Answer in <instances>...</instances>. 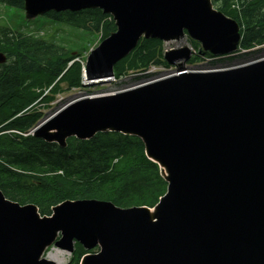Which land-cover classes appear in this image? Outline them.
Here are the masks:
<instances>
[{"label":"water","instance_id":"95a60500","mask_svg":"<svg viewBox=\"0 0 264 264\" xmlns=\"http://www.w3.org/2000/svg\"><path fill=\"white\" fill-rule=\"evenodd\" d=\"M22 1L27 20L93 9L112 16L116 31L87 57L86 85L112 78L140 38L179 41L186 33L214 56L234 52L240 41L238 24L210 0ZM189 57L186 46L164 52L169 64ZM103 132L141 139L162 170L165 195L153 210L66 201L40 219L34 205L0 192V264H53L42 258L45 249L54 244L71 253L75 242L99 248L81 264H264V60L216 72L180 69L83 98L45 118L32 135L63 148L68 138Z\"/></svg>","mask_w":264,"mask_h":264},{"label":"trees","instance_id":"16d2710c","mask_svg":"<svg viewBox=\"0 0 264 264\" xmlns=\"http://www.w3.org/2000/svg\"><path fill=\"white\" fill-rule=\"evenodd\" d=\"M211 1L214 6L219 3L216 9L238 23L240 48L264 44V0ZM0 4L16 14L23 10L22 0H0ZM40 18L78 36L75 49L66 50L0 25V52L6 56V63L0 65V192L20 205H35L41 216H50L51 209L65 201L96 200L121 209L153 208L166 193L167 183L158 166L146 158L139 138L104 132L85 141L69 138L61 148L31 135L12 133L27 134L42 119L36 104L47 105L65 90L81 88L82 65L69 63L87 41L97 35L103 41L115 31L111 17L98 9L49 12ZM37 20L33 23L38 24ZM191 44L198 48L196 42ZM162 53L161 41L140 39L135 49L113 66L114 78L165 64ZM74 247L70 264H79L90 252L77 243Z\"/></svg>","mask_w":264,"mask_h":264},{"label":"rangeland","instance_id":"374dc122","mask_svg":"<svg viewBox=\"0 0 264 264\" xmlns=\"http://www.w3.org/2000/svg\"><path fill=\"white\" fill-rule=\"evenodd\" d=\"M220 1V0H219ZM213 5V4H212ZM219 6L217 3L215 6L213 5V9ZM219 11V10H217ZM23 14V12H22ZM21 13L16 14L12 10L7 9L6 7L0 5V25L8 26L11 30H19L24 34H29L32 36H36L42 38L47 42H53L56 45L63 46L66 50H73L74 42L76 41V37L78 36L77 32L72 31L71 29L55 24L51 21H47L43 18H38L41 21H38V24L33 22L28 23L23 17L20 19ZM24 15V14H23ZM181 42L177 41H169L163 43V51L170 49H179L181 46L186 45L187 47L192 48L191 57L184 62L182 68L186 71H199V70H216V69H225L236 67L239 65H244L249 62H253L254 60H259L264 57V46L253 48L250 51L244 53L242 50H237L233 55L229 56H217V57H209L205 55H199L197 59H193L194 56L198 55L197 51L200 49V44H198V48H194L191 44L192 39L188 36H184ZM100 35L93 37L90 41L85 43V48L83 51L79 52V55L76 57V60L83 63L86 61V58L89 52L95 49L101 43ZM194 41V40H193ZM78 52L74 51V55L76 56ZM194 60V61H192ZM164 61V60H163ZM179 70V66L177 62L172 64H162L161 66H153L146 73H129L127 76H124L117 80H112V82L108 83H99L95 85L85 86L82 88H75L71 90H65L64 92L57 94L54 96L53 101L45 105L44 103H38L34 108L39 109L42 113L43 117L49 116L56 112L60 107L64 106L68 102L79 98V97H89L96 96L101 94H108L113 92H118L125 90L127 88H131L137 86L139 84L176 73ZM55 247H50L46 250L44 257L46 258L50 251H53ZM98 248L93 250L92 254H95ZM95 252V253H94ZM70 260V255H64V263L68 264Z\"/></svg>","mask_w":264,"mask_h":264},{"label":"bare ground","instance_id":"6f19581e","mask_svg":"<svg viewBox=\"0 0 264 264\" xmlns=\"http://www.w3.org/2000/svg\"><path fill=\"white\" fill-rule=\"evenodd\" d=\"M103 46V45H102ZM135 49V48H134ZM112 82V79L110 80H104L102 83H108ZM67 254L66 252L55 248L53 251H50L47 255V260L52 262L53 264H63L64 263V255Z\"/></svg>","mask_w":264,"mask_h":264}]
</instances>
